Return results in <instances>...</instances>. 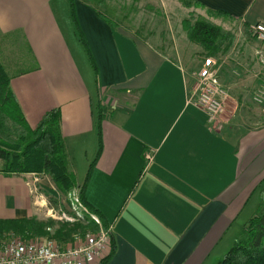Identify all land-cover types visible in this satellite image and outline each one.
<instances>
[{"label":"crops","instance_id":"crops-1","mask_svg":"<svg viewBox=\"0 0 264 264\" xmlns=\"http://www.w3.org/2000/svg\"><path fill=\"white\" fill-rule=\"evenodd\" d=\"M72 1L76 21L70 0H0V50L16 45L28 66L0 62L31 128L60 109L78 186L92 164L83 195L115 248L91 264H216L264 190V103H252L264 84V40L251 30L264 24V0H171L235 37L234 67L219 70L231 108L213 124L193 93L201 61L187 57L198 52L151 41L97 5ZM30 175L0 170V219L38 218Z\"/></svg>","mask_w":264,"mask_h":264},{"label":"trees","instance_id":"trees-1","mask_svg":"<svg viewBox=\"0 0 264 264\" xmlns=\"http://www.w3.org/2000/svg\"><path fill=\"white\" fill-rule=\"evenodd\" d=\"M100 4L101 0H85ZM71 3V14L75 20ZM109 23H111L108 20ZM113 23H111L112 25ZM188 39L200 45L204 57L226 55L234 44L232 32L204 20L185 24ZM255 37V35L253 34ZM86 46V42L80 35ZM220 63V60H218ZM221 68V66H220ZM61 113L59 108H52L44 113L34 128H31L23 117L17 99L10 88V76L0 62V170L8 174L37 173L48 175L56 191L67 195L79 188V196L84 205L101 217L84 198L83 190L88 179L91 165L82 185L78 186L75 176L69 167V159L60 130ZM49 199L55 197L46 192ZM102 218V217H101ZM55 220L38 219L36 216L24 218L0 219V234L14 232L25 238L49 234ZM102 223V222H101ZM104 226L105 224L102 223ZM106 227V226H104ZM49 229V230H48ZM97 231L98 225L85 218L83 220L59 222L54 228L52 237L59 243L71 240L75 234L86 231ZM115 245L109 234V252L100 259V263L110 258ZM216 264H264V190L261 191L257 211L243 225L240 237Z\"/></svg>","mask_w":264,"mask_h":264},{"label":"built area","instance_id":"built-area-1","mask_svg":"<svg viewBox=\"0 0 264 264\" xmlns=\"http://www.w3.org/2000/svg\"><path fill=\"white\" fill-rule=\"evenodd\" d=\"M251 30L258 40H264L263 23L254 24ZM261 62L264 64V59ZM220 66L216 57L209 56L195 73L193 93L196 103L205 111L207 121L211 124L223 114L227 96L218 78ZM252 100L258 105L264 103V84L254 91ZM145 156L147 160L152 158L150 153ZM36 181L38 179H34ZM26 184L32 194L37 193L35 184L30 181ZM67 198L70 215L62 212L57 218L65 221H84L87 218L98 225L97 231L88 230L82 235L75 234L73 243L66 246L58 245L55 239L47 235L27 239L14 232L2 233L0 264H91L102 259L109 252L110 228L104 227L99 216L84 205L79 196V188L68 192Z\"/></svg>","mask_w":264,"mask_h":264},{"label":"rangeland","instance_id":"rangeland-1","mask_svg":"<svg viewBox=\"0 0 264 264\" xmlns=\"http://www.w3.org/2000/svg\"><path fill=\"white\" fill-rule=\"evenodd\" d=\"M94 4L97 5L98 9L102 13H104L109 19L113 21L116 20V21L122 22L125 25L129 24V25L134 26L136 29L139 30V34L141 36L145 38L150 37L152 39L151 41L155 39L157 40V42H163L164 45H167L168 47L178 46L179 49L181 50L186 49L189 53L198 52V55L196 54V55H193L192 57L191 56L187 57L189 60L190 59L192 61L194 59H197V61L200 60L201 65H202L203 62L207 58V57H204L205 50L200 45L191 42L187 37V33L185 30L186 22L195 23L198 20L204 19L199 14L198 9L195 10L191 8L190 6H187V3L181 2L180 4L177 5V3H174L171 0H101L100 4H97V3H94ZM65 5H66V9H67L66 13H67L69 12L68 2ZM78 46L81 49L80 50L78 48L81 51L82 55H85L84 49L81 46V44H78ZM14 47L15 49L7 50L3 47V45H1V50H0L1 57L4 58L8 62L6 63L7 66L11 65L15 61L16 67L18 70L21 68L22 69L26 68L28 64L27 63L25 64L26 62L25 59H23L22 56L19 55V51L17 49L18 47L16 48V45ZM230 51L231 50H229L226 55L219 54L217 56H214L217 58V60H220L221 68L225 70L226 72L228 69H231L234 67V65H232L233 63H231L232 62L231 58L229 57V54L231 53ZM229 71L230 70H228V72ZM223 77L218 76L219 81L224 80ZM234 78L236 79L237 77H234ZM240 80L238 81L240 82ZM246 81H251V79L246 78ZM252 82L253 81H251V83H248V84L251 85L253 84ZM259 86L257 85L255 90ZM248 93L249 91H246L245 96H247ZM227 95H228V92H227ZM110 96H111L110 98H113V99H110L109 102L110 103L116 102L115 100L116 98L114 99L112 95ZM252 103H253V106L256 105L254 104L255 102L253 100H252ZM230 108H231V104L230 102H228V99L226 96V99L224 101L223 114H226L227 110L229 111ZM69 165L70 166L73 165V162L71 163L70 159H69ZM70 170H72V172L75 175V172H76L75 168H72V169L70 168ZM32 174L33 176H35L36 174V176L38 175L42 177V179L45 181H43L42 179L40 180L38 179V181L34 182L35 177L31 176ZM31 175L30 177H32V179H30L29 181L32 184H35V188L37 191V193H33L34 198H35L33 199V201L37 202L39 205V206L38 205L36 206V208L39 210V214L37 215L38 219L45 220V219L51 218L56 221L55 222L56 226L54 225V227L50 229L49 234H46L47 236L52 237L54 228L57 227L58 223L65 221V220L58 219L57 216H59L60 213L62 212H64L65 215L67 216L70 215L68 211L67 195L58 193L52 182L51 184L47 183L46 181L47 179L45 178L50 179L48 175L37 174V173H31ZM46 192L52 196L54 195L53 198L55 197L54 198L55 201H52L51 199H49V196L46 194ZM251 207L252 206H249L248 209L240 216L239 221H243L249 218L250 216L255 215V212L257 210L254 211V208L252 209ZM251 211H252V214L250 213ZM79 235H82V234H79ZM41 236H44V235H41ZM32 238H35V237H32ZM55 241L60 246H66V245L73 243V239L68 240L67 242L62 243V244L59 243L56 239Z\"/></svg>","mask_w":264,"mask_h":264}]
</instances>
